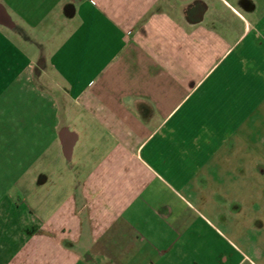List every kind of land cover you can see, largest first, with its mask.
<instances>
[{"label":"crops","instance_id":"0c3cea01","mask_svg":"<svg viewBox=\"0 0 264 264\" xmlns=\"http://www.w3.org/2000/svg\"><path fill=\"white\" fill-rule=\"evenodd\" d=\"M261 192L264 0H0V264H264Z\"/></svg>","mask_w":264,"mask_h":264},{"label":"rangeland","instance_id":"374dc122","mask_svg":"<svg viewBox=\"0 0 264 264\" xmlns=\"http://www.w3.org/2000/svg\"><path fill=\"white\" fill-rule=\"evenodd\" d=\"M232 163H234V162H232ZM241 163H242V162H241ZM244 163H245V162H243V164H244ZM247 163H249V162H247ZM228 165H229V162H228ZM238 165H240L239 161H238ZM238 168H240V167H238ZM238 172H239V171H238ZM240 174H241V173H240ZM238 175H239V174H238ZM238 177H239V176H238ZM260 179H261V178H260ZM252 185H253V184H252ZM253 186H254V185H253ZM240 187L242 188L241 191H243V192L246 191V189H247V188H244V184H241ZM242 195H243V194H242ZM259 197H260V200L264 199V193L261 192V193L259 194Z\"/></svg>","mask_w":264,"mask_h":264}]
</instances>
